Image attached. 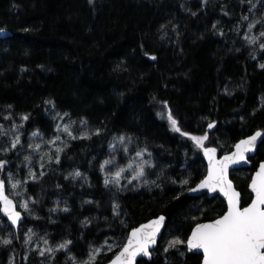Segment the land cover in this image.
Instances as JSON below:
<instances>
[{
    "label": "trees",
    "instance_id": "16d2710c",
    "mask_svg": "<svg viewBox=\"0 0 264 264\" xmlns=\"http://www.w3.org/2000/svg\"><path fill=\"white\" fill-rule=\"evenodd\" d=\"M256 21H264V0H0V27L14 34L0 39V133L7 132L0 147H8L14 135L27 142L34 131L55 137L52 111L68 114L72 135L87 133L70 138L60 163L25 184L35 217L25 215L24 223L50 244L73 242L53 264L70 256L87 260L91 248L118 242L98 257L97 264H104L132 228L160 214L168 219L159 246L151 261L138 264L201 263L202 256L186 246L184 256L164 248L168 238L186 239L197 222L226 210L219 196L188 194L207 170L203 149L190 137L206 134L205 147L226 153L239 139L264 130V38L254 45L244 39L264 31L256 23L249 32ZM169 109L180 132L168 119ZM120 136L133 143L120 144ZM19 146L0 151V159L22 174ZM143 148L155 167H146L147 175L131 184V170L126 172L122 190L105 186V174L116 165L102 170L103 161L114 158L125 167L134 150ZM262 160L264 140L251 166L232 173L244 204ZM75 171L79 178L69 175ZM185 179L189 184L181 185ZM14 233L13 243L0 249V264H45Z\"/></svg>",
    "mask_w": 264,
    "mask_h": 264
},
{
    "label": "snow or ice",
    "instance_id": "6c2138e0",
    "mask_svg": "<svg viewBox=\"0 0 264 264\" xmlns=\"http://www.w3.org/2000/svg\"><path fill=\"white\" fill-rule=\"evenodd\" d=\"M90 3H93L94 0H89ZM207 0H205V3ZM248 3L251 4L252 0H248ZM251 11V9H249ZM244 20H249L248 16L243 18ZM256 23H261L264 27V21L250 22L248 25L249 32L255 27ZM0 32H4V29H0ZM222 34V33H221ZM260 38H264V31L260 32V36H245L244 39L249 44H257ZM260 49L264 50V41L259 43ZM155 59V57H152ZM261 68H264V64L260 65ZM51 103V102H49ZM11 107V106H9ZM64 115H68L65 113ZM23 120L27 121L28 116L24 115ZM168 119L171 121V125L176 132H180L178 126V121L172 117L171 110L168 111ZM75 123V122H72ZM82 123H86L82 121ZM3 126L0 125V128ZM215 125L213 123L208 124V128H213ZM60 126L57 125V131H59ZM64 132L72 139H82L87 136V133L84 136H74L72 135L69 125H65L63 128ZM99 135V130H96L94 133ZM0 135H7V132L0 133ZM33 137L39 135L38 132L34 131L31 134ZM183 135L188 136V133H183ZM262 134L261 132H256L255 135L250 136L245 140H241L235 147L236 151L231 155H225L221 160L216 159V148H205V141L208 140V136H191L190 138L195 141V143L204 150V154L208 157V172L205 178H203L198 185L195 187H189L187 191L189 193H197L201 190L207 189L208 192L215 193L219 191L223 193V196L227 198V208L226 211L220 215L218 218L211 220L206 223H196L195 227L191 230L190 236L186 239H180L176 237L167 243V246L164 248V252L167 253L170 249H176L180 256L185 255L187 252H202V264H264V163L260 164L259 171L256 172L255 178L251 181V190L255 193V198L251 200L246 207L241 206V197L240 193L235 189L232 184V181L228 179V168L231 164L238 163L241 160L245 159V153L251 151L254 148L255 142L258 137ZM90 138V137H88ZM60 137L57 136L56 140H59ZM120 144L133 143L131 137L120 136L117 138ZM46 143H55V141H47ZM21 144V139L19 135H14V138L10 141L8 147H0V151L7 153L11 150L17 148ZM29 148H32L34 151H39L40 144H29ZM115 149V145H111ZM57 153L64 151V148H57ZM125 153L128 152L127 146L124 149ZM135 156L130 158V162L125 166L121 167L117 164L114 158L105 159L100 165L103 170L109 165H116L115 172H108L105 174L104 184L105 186L113 185L118 190H122L121 180L128 179L125 176V173L131 170V178L128 179V183L131 184L132 181L140 180L141 178L147 175L146 167H155L152 164L151 160L144 159L145 155L151 156V153L148 152L147 148L134 150ZM19 155V153H17ZM44 156H48L49 162L52 161V156L49 153H44ZM24 162L28 165V176L31 180H37V172L34 171L31 167L32 156L25 155L23 157ZM55 163L59 164V156L55 158ZM9 161L5 159H0V175H3L4 178L0 179V202L3 203L4 212L7 214V217L10 219L13 225H16L17 228L20 226V222L23 219L21 211H17V202L13 199H10L6 194V181L14 180V176L10 171H7ZM43 156L40 157V168L43 169ZM45 173L40 172V177ZM72 178H79L81 173L75 171L69 173ZM175 183V181H173ZM181 185H188L189 180H182ZM26 181L15 180L11 183V188L16 190L21 186L25 185ZM26 190V189H25ZM17 195H22L17 192ZM36 201H33L35 203ZM90 203V202H89ZM59 204V202H57ZM20 207L23 208L24 212L28 216L32 215V211L29 208V201L23 200L20 204ZM115 209H119V205H115ZM114 209V210H115ZM63 211H68L67 208H64ZM116 215L119 216L120 212L116 211ZM165 217L160 216L159 218L151 221L148 225H142L140 228L134 229L130 236L127 239V243L123 245L121 250L115 254L114 259H111L110 264H135L136 257L140 254L144 256H151L149 251L150 247L156 244V238L160 233L161 228L163 227V222ZM85 226L90 223V221L85 220L82 222ZM12 235L11 233L9 234ZM28 241L31 242L33 235L31 229L27 230ZM19 238V236H17ZM43 239V238H42ZM0 243L3 245H11L13 240L2 239ZM71 240H65L60 243L56 248L48 246V240L44 239V244L46 245L45 249L39 250L38 254L41 257H44L45 254L52 255L56 251L64 250L69 251V246L72 245ZM186 245V250L182 251L181 246ZM118 242L114 241L113 244H108L107 241L98 248H91L87 254V260H78L75 256H70L69 259L72 261V264H97L98 257L105 251H112L114 247H118ZM39 249V246L37 245Z\"/></svg>",
    "mask_w": 264,
    "mask_h": 264
},
{
    "label": "rangeland",
    "instance_id": "374dc122",
    "mask_svg": "<svg viewBox=\"0 0 264 264\" xmlns=\"http://www.w3.org/2000/svg\"><path fill=\"white\" fill-rule=\"evenodd\" d=\"M51 115L54 118V120L56 121V129H57V125L60 126L59 131L56 132V136L53 138H47V137H44L41 135H38V136L33 137V138L30 137L27 142L24 141L22 144H20V146L17 150V153H19V155L16 154L17 168L21 169L23 171L22 174H20L19 172H12L9 168H7V171H10L14 176V180L6 181L8 192L17 201L19 209L22 210L23 212H24V210L22 207H20V204L22 203L23 200L29 201V208L32 211V215L28 216L26 212H24V214L26 216L32 217V218L35 217V213L33 212L32 208H31V197L27 193L26 186L23 185L20 188L13 190L11 188V183L15 182V180H23L26 182L31 180L28 176V165L23 160V157L25 155L32 156L31 167L34 171L37 172V176H38L41 171H43V170H45L51 166V164L55 161V158L57 157V155L60 157V155L63 153V152L57 153L56 150H57V148H64L65 149L68 141L71 138L68 135V133L64 132V130H63L65 125H69L70 129H71L70 120L65 115L57 113L55 111H52ZM57 136L60 137L59 140H56ZM47 141H55V143H46ZM29 144H40L41 147H40L39 151H34L32 148L28 147ZM44 153H49L52 156L51 162H49L48 156H44ZM41 156H43V163H44L43 169L40 168V157ZM144 159L148 160V158H146V157ZM0 176H1L0 179L4 178L3 175H0ZM108 187L111 188L112 190L118 191V189L113 185H109ZM17 192L21 193L22 195H17ZM2 217H4V216L2 215L1 209H0V240L11 238L14 241L16 238V234L14 233V229L9 225L7 220L3 221ZM28 229H31L32 232L35 233V235H33L31 242L26 243V241H28V235H27ZM17 232H18V236H19L20 240L26 246V248L28 246L31 251L32 250L39 251V250L45 249L46 245L44 244V239H47L46 236L42 235V234H37V232L32 228L31 225L24 223L22 225V227L20 228V230ZM10 233L12 234L11 236L9 235ZM174 238L175 237L168 238L167 243ZM37 245L39 246V249L37 248ZM58 245L59 244L54 245V244H50L48 242V246H51L53 248H56ZM4 247H6V246L3 245L2 243H0V249L4 248ZM58 252L59 251H56L52 255H49L46 253L44 256V258H45L44 263L45 264H53L54 259H55ZM63 259L65 261L64 263L69 262L70 264H72V261L69 260V257H64ZM64 263H61V264H64ZM10 264H12V259L10 261Z\"/></svg>",
    "mask_w": 264,
    "mask_h": 264
},
{
    "label": "water",
    "instance_id": "95a60500",
    "mask_svg": "<svg viewBox=\"0 0 264 264\" xmlns=\"http://www.w3.org/2000/svg\"><path fill=\"white\" fill-rule=\"evenodd\" d=\"M0 29H4V32H0V39H6V38L12 37V36L14 35L13 32H12L10 29H8V28H1V27H0ZM256 132H261L262 135H261L260 137L257 138V140H256V142H255V145H254V148H253L251 151H248V152L245 153V159H244V160H241V161H239L238 163H235V164H231V165L229 166V168H228V179L232 181L233 186H234L235 189L240 193V197H241V206H242V207H246V206L248 205V203H250L251 200L255 198V193L252 192L250 185H251V181H252V179L255 178V174H256V172L259 171V166H260V164L264 163V160H262V161L259 162L257 168L254 170V172H253V174H252V176H251V178H250V181H249V184H248V190H249V192L252 194V198H251V200H250L247 204H244V202H243V194H242L241 190L237 187L236 182L234 181V179L232 178V173H233L234 171L243 170V169H246V168H248V167L251 166V164H252L251 158H253V157L256 156L257 151H258V149H259V146L261 145V143H262L263 140H264V130H262V129H257V130H255L253 133H251V134H249V135H247V136H245V137L239 139V140L234 144L232 150L229 151V152H226V153H221L220 149H219L218 147H216V146H206V147H205V148H216V149H217V152H216V159H217V160H221V159L223 158V156H225V155H231L232 153H234V152L236 151V147H235V146H236L241 140H245V139L249 138L250 136L255 135ZM202 156H203V158H204V160H205V163H206V167H207L206 175H207V172H208V163H209V162H208V157L204 154V150H203V154H202ZM206 175H205V176H206ZM205 176H204V178H205ZM201 180H202V179H201ZM201 180H200V181H201ZM200 181H199V182H200ZM199 182H198L196 185H198ZM196 185H194L193 187H195ZM6 194L9 196L10 199H13L14 201H16V200H15V199L9 194V192H8L7 182H6ZM188 194L191 195V196H195V197H202V196H204V195H207V196L210 197V198L215 197V196H219V197L225 202V204H226V208H227V198L224 197V196H223V193H220L219 191H217V192H215V193H212V192H208L207 189H204V190H201L200 192H197V193H189V192H188ZM16 202H17V201H16ZM0 209H1V213H2V215H3L4 218L7 220V222L9 223V225H10L15 231H19L20 228L22 227L23 223H24V220H25V214H24V212H23L22 210L19 209L18 204H17V209H16V210H17V211H21V212H22V215H23V219H22L21 222H20V226H19V228H17L16 225H13V224L11 223L10 219L7 217V214L4 212V209H3V203H2V202H0ZM225 211H226V210H225ZM221 215H222V214H221ZM160 216L165 217V220H164V222H163V227L161 228L160 233L158 234V236H157V238H156V244H155L154 246L150 247V249H149V251L151 252V256L149 257V256H144L143 254H140V255H138V256L136 257L135 264H138L139 261L142 260V259H145V260H148V261H151V260L153 259V257H154V256H153V252H154V251L158 248V246H159V242H160V240H161V238H162V236H163V233H164V230H165V227H166V223H167V219H168V218H167V216H166L165 214H160V215H158V216H155V217H152V218L146 220L145 222L141 223L139 226L134 227V228H132V229L130 230V232H129V234H128V236H127V238H126L124 244L127 243V239H128V237L130 236L131 232H132L134 229L140 228L142 225H148V224L151 223V221H153V220L159 218ZM219 216H220V215H219ZM219 216H217V217H215V218H213V219L204 220V221H199V223L210 222L211 220H214V219L218 218ZM197 223H198V222H197ZM195 225H196V224H195ZM195 225L193 226V228L195 227ZM193 228H192V229H193ZM190 233H191V232H190ZM189 236H190V234H189ZM124 244H123V245H124ZM185 246H186V245H185ZM122 247H123V246H122ZM122 247H121V248H122ZM121 248L117 251V253L121 250ZM193 253H194V252H193ZM197 254H200V255L202 256V252H197ZM114 257H115V255H114L111 259H114ZM111 259H110L109 261L105 262L104 264H110ZM200 264H202V260H201V263H200Z\"/></svg>",
    "mask_w": 264,
    "mask_h": 264
}]
</instances>
